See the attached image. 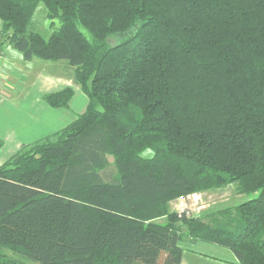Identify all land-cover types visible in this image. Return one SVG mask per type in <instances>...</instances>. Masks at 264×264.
<instances>
[{"label": "trees", "instance_id": "obj_1", "mask_svg": "<svg viewBox=\"0 0 264 264\" xmlns=\"http://www.w3.org/2000/svg\"><path fill=\"white\" fill-rule=\"evenodd\" d=\"M40 5L49 37L31 29ZM0 29L26 60H66L88 98L0 164V250L40 264L162 253L181 264L182 243L201 241L264 264V0H0ZM73 95L45 100L67 107ZM233 183L257 197L210 220L170 210Z\"/></svg>", "mask_w": 264, "mask_h": 264}, {"label": "crops", "instance_id": "obj_2", "mask_svg": "<svg viewBox=\"0 0 264 264\" xmlns=\"http://www.w3.org/2000/svg\"><path fill=\"white\" fill-rule=\"evenodd\" d=\"M2 47L6 59L0 62V164L16 154L22 146L52 137L84 112L76 115L78 108L85 110L88 104L86 94L75 82L74 68L66 60L44 64L36 57L26 60L23 53L7 42ZM67 87L74 90L67 107L54 108L46 102L47 94ZM76 96L80 106H74ZM186 244L189 247H183L181 264L238 263L232 252H221V249H229L216 244L201 241H186ZM196 247L217 250L224 257L199 253Z\"/></svg>", "mask_w": 264, "mask_h": 264}, {"label": "rangeland", "instance_id": "obj_3", "mask_svg": "<svg viewBox=\"0 0 264 264\" xmlns=\"http://www.w3.org/2000/svg\"><path fill=\"white\" fill-rule=\"evenodd\" d=\"M50 22L51 21L46 17L45 7L43 5H40L39 9L36 11V14L33 18L31 29L39 31L45 37H49L50 33L53 30ZM0 42L3 45L7 41L2 39L0 40ZM36 60L42 63L50 62L47 60H42L40 58H37ZM75 98H77V96ZM78 101L79 98L76 99L74 106H80ZM85 110H82V108H78V110L76 111L77 113L76 115L81 113V111H85ZM1 154H5V153H1ZM103 175L106 178H112L113 176L117 175L113 156H108V165L106 169L103 171ZM192 194H197V196H200L198 202H195L193 200V197L188 198L187 202L188 205L192 207L193 215L209 220L211 217H223L224 216L223 212H226L227 210H235L236 207L241 203L248 201L252 198H255L258 195V194L239 193L237 189V185L235 183L219 188H212L204 191H196ZM179 198L170 202L171 211L176 210L177 205L179 203ZM182 246L189 247V245L186 244V241L183 242ZM196 250L199 251V253H204V254L208 253L209 255H213V257H221V256L224 257L223 253L221 252H229V254L231 252L229 250L226 251L225 249H221L222 250L221 252H218L217 250L214 249L205 250L204 248L200 249V247H196ZM0 254L14 258L26 264H40L36 261H33L25 256H22L18 253H14L11 250L5 248L0 250ZM164 259H165V253H162L160 255L158 264H164Z\"/></svg>", "mask_w": 264, "mask_h": 264}, {"label": "built area", "instance_id": "obj_4", "mask_svg": "<svg viewBox=\"0 0 264 264\" xmlns=\"http://www.w3.org/2000/svg\"><path fill=\"white\" fill-rule=\"evenodd\" d=\"M0 32H1V29H0ZM2 46L3 45L0 42V62L6 59V54ZM190 197H193V200L195 202H198V199L200 196H197V194H189L186 196H181L179 198V203L175 210V212H177L180 216H186V217L194 216L192 212V207L188 205V202H187L188 198Z\"/></svg>", "mask_w": 264, "mask_h": 264}, {"label": "water", "instance_id": "obj_5", "mask_svg": "<svg viewBox=\"0 0 264 264\" xmlns=\"http://www.w3.org/2000/svg\"><path fill=\"white\" fill-rule=\"evenodd\" d=\"M110 41V43L112 44V45H114V41L113 40H109Z\"/></svg>", "mask_w": 264, "mask_h": 264}]
</instances>
